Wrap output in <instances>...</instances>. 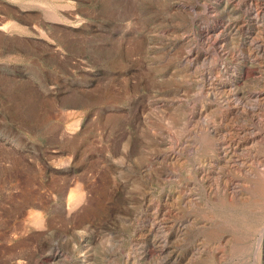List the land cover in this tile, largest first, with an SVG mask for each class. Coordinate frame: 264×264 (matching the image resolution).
I'll use <instances>...</instances> for the list:
<instances>
[{"label":"rangeland","instance_id":"374dc122","mask_svg":"<svg viewBox=\"0 0 264 264\" xmlns=\"http://www.w3.org/2000/svg\"><path fill=\"white\" fill-rule=\"evenodd\" d=\"M261 90L264 0H0V264H264V214L206 237L264 179Z\"/></svg>","mask_w":264,"mask_h":264},{"label":"bare ground","instance_id":"6f19581e","mask_svg":"<svg viewBox=\"0 0 264 264\" xmlns=\"http://www.w3.org/2000/svg\"><path fill=\"white\" fill-rule=\"evenodd\" d=\"M254 58H255V54L253 52L249 51L248 59L251 61H255ZM261 91L264 95V90H261ZM263 98H264V96H263ZM263 100H262V103H263ZM246 136H247V134H246ZM250 138L251 139L247 140L246 137H243L242 140L244 142L249 141L252 143V145H251L252 148H250V150L252 151L254 148H256V146H258V138H257V136H252ZM230 142H233V140L229 139L228 143H230ZM211 151H212V145L210 144V141L202 142V146L200 149V153L198 154V158L201 160L203 155H207ZM176 168H177V171L179 173H182V172H186L188 166H186L185 163L184 164L182 163L179 165L177 164ZM252 170L255 171L254 168H252ZM203 175H204V173H203ZM252 176L254 178H253V181L251 183V187L246 188L245 193L242 196L239 192L232 191L231 195L221 196L219 199L215 200L214 196L209 194V197H208L209 202L213 203V206L215 208L220 209V211L215 213V214L210 213V216L208 218L215 219V217H216V218L223 219V220H225L224 221L225 225L222 224L219 227H216L214 229H211L210 231H207L206 237H207V240H210L211 242L217 243V244L214 243V245L216 246V249L219 250L221 253H223L226 250L228 245H230L231 248L232 247H234L236 249L239 248L240 244L243 242V238H240L241 236H239L240 232H241V235L247 234V232H249V230H252L255 227L256 222L259 221V217L261 218L260 214L261 215L264 214V179L256 178V173H254V175H252ZM18 184H19V182H18ZM79 185H80V183H79ZM230 189H232V188H230ZM12 195H13V193H12ZM69 196H70V194H69ZM68 198L69 199H67L65 207H66L67 213H71V211L76 209L83 202V200H84L83 189L80 188L79 191H77V196L75 199H73V198L71 199L70 197H68ZM173 203L175 206H178V203L180 204V198H178L176 196ZM220 212H222V213H220ZM233 212H235V213H233ZM33 215H35V217L32 219V222L34 223V225L37 226V228H39V229L42 228L43 221H42L40 214L35 213ZM251 218H254V219H251ZM252 220H254L255 223ZM204 222H205V220H204ZM224 232H231L235 235H233L231 237V240H228L226 243H224V242L220 243L219 242L220 237L222 236V234ZM238 232H239V234H238ZM231 245H233V246H231ZM82 254H83V252H82ZM17 264H21V262L18 261Z\"/></svg>","mask_w":264,"mask_h":264}]
</instances>
